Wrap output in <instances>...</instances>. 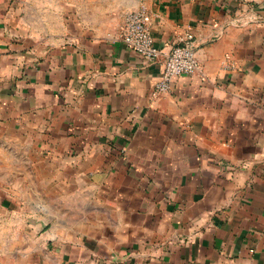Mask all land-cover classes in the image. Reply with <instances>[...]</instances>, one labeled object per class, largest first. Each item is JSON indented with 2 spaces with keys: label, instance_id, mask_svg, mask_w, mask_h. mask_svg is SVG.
I'll list each match as a JSON object with an SVG mask.
<instances>
[{
  "label": "crops",
  "instance_id": "obj_1",
  "mask_svg": "<svg viewBox=\"0 0 264 264\" xmlns=\"http://www.w3.org/2000/svg\"><path fill=\"white\" fill-rule=\"evenodd\" d=\"M110 1L32 31L0 0V264H264V0ZM138 9L198 43L159 97Z\"/></svg>",
  "mask_w": 264,
  "mask_h": 264
},
{
  "label": "built area",
  "instance_id": "obj_2",
  "mask_svg": "<svg viewBox=\"0 0 264 264\" xmlns=\"http://www.w3.org/2000/svg\"><path fill=\"white\" fill-rule=\"evenodd\" d=\"M151 19V14L145 9L126 12L119 37L146 63L161 64L160 76L152 91L154 97H159L171 91L179 78L201 72V68L197 56L198 43L193 34L179 38L178 43L166 53L156 44L150 31Z\"/></svg>",
  "mask_w": 264,
  "mask_h": 264
},
{
  "label": "rangeland",
  "instance_id": "obj_3",
  "mask_svg": "<svg viewBox=\"0 0 264 264\" xmlns=\"http://www.w3.org/2000/svg\"><path fill=\"white\" fill-rule=\"evenodd\" d=\"M18 12V17H26L27 24L33 30H43L44 27L54 26L51 22L56 19L69 20L75 16H93V14L108 13L113 5L110 0H10ZM130 10L124 11V14Z\"/></svg>",
  "mask_w": 264,
  "mask_h": 264
}]
</instances>
